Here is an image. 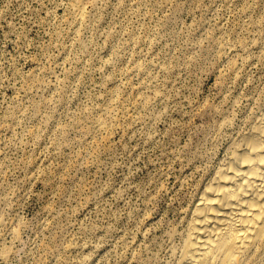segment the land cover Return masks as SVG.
Here are the masks:
<instances>
[{"label":"rangeland","instance_id":"rangeland-1","mask_svg":"<svg viewBox=\"0 0 264 264\" xmlns=\"http://www.w3.org/2000/svg\"><path fill=\"white\" fill-rule=\"evenodd\" d=\"M76 2L0 0V264H176L264 110V0Z\"/></svg>","mask_w":264,"mask_h":264},{"label":"bare ground","instance_id":"bare-ground-1","mask_svg":"<svg viewBox=\"0 0 264 264\" xmlns=\"http://www.w3.org/2000/svg\"><path fill=\"white\" fill-rule=\"evenodd\" d=\"M182 239L176 264H264V110L229 141Z\"/></svg>","mask_w":264,"mask_h":264}]
</instances>
